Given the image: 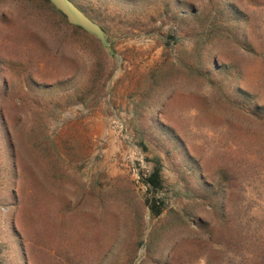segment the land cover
Returning a JSON list of instances; mask_svg holds the SVG:
<instances>
[{"label": "rangeland", "instance_id": "1", "mask_svg": "<svg viewBox=\"0 0 264 264\" xmlns=\"http://www.w3.org/2000/svg\"><path fill=\"white\" fill-rule=\"evenodd\" d=\"M71 1L107 48L0 0V203L31 263L264 264V0Z\"/></svg>", "mask_w": 264, "mask_h": 264}, {"label": "crops", "instance_id": "2", "mask_svg": "<svg viewBox=\"0 0 264 264\" xmlns=\"http://www.w3.org/2000/svg\"><path fill=\"white\" fill-rule=\"evenodd\" d=\"M0 203V259L8 264H32L30 239L23 223L22 212L10 207V202ZM6 204H5V203ZM32 216V214H30ZM30 222V216L28 215ZM29 227V225H26Z\"/></svg>", "mask_w": 264, "mask_h": 264}, {"label": "water", "instance_id": "3", "mask_svg": "<svg viewBox=\"0 0 264 264\" xmlns=\"http://www.w3.org/2000/svg\"><path fill=\"white\" fill-rule=\"evenodd\" d=\"M60 13H62L67 22L77 26L94 35L105 48L108 43L105 38L104 30L93 20H91L82 10H80L71 0H47Z\"/></svg>", "mask_w": 264, "mask_h": 264}, {"label": "trees", "instance_id": "4", "mask_svg": "<svg viewBox=\"0 0 264 264\" xmlns=\"http://www.w3.org/2000/svg\"><path fill=\"white\" fill-rule=\"evenodd\" d=\"M145 181L149 186H152L154 188L158 187L160 181H159V175H158L157 170L149 174V176L146 178ZM153 204H155V201H153Z\"/></svg>", "mask_w": 264, "mask_h": 264}]
</instances>
